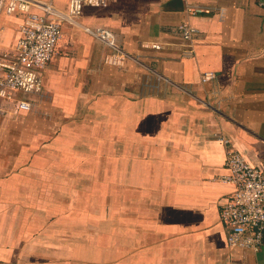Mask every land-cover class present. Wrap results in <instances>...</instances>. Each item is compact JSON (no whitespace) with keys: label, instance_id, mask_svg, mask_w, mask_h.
<instances>
[{"label":"crops","instance_id":"crops-1","mask_svg":"<svg viewBox=\"0 0 264 264\" xmlns=\"http://www.w3.org/2000/svg\"><path fill=\"white\" fill-rule=\"evenodd\" d=\"M20 19L0 14V50ZM96 27L114 33L122 67L103 62ZM16 97L31 108L0 99V264H264V242L227 245L219 214L233 190L220 136L264 171L258 0L85 6L63 22L40 94Z\"/></svg>","mask_w":264,"mask_h":264},{"label":"built area","instance_id":"built-area-1","mask_svg":"<svg viewBox=\"0 0 264 264\" xmlns=\"http://www.w3.org/2000/svg\"><path fill=\"white\" fill-rule=\"evenodd\" d=\"M258 3L264 7V0H258ZM106 4L107 0H68L67 8L62 12L50 0H0V14L21 15L17 38L0 50V99L13 102L16 111L29 110L31 102L16 97V94H40L42 91V72L55 53L63 22L75 24L83 7ZM186 10L191 14L201 11L190 4H186ZM89 31L108 48L103 62L122 67L126 55L118 47L114 33L105 27ZM177 31L189 42V49L183 51V55L190 56L196 27L184 21L178 24ZM143 46L155 48L158 44L144 42ZM215 76V72L205 71L200 80L206 82ZM219 140L226 146L227 173L221 180L233 186L219 213L226 228L227 245L257 250L264 242V171L248 163L238 150L227 144L226 138L220 136Z\"/></svg>","mask_w":264,"mask_h":264}]
</instances>
